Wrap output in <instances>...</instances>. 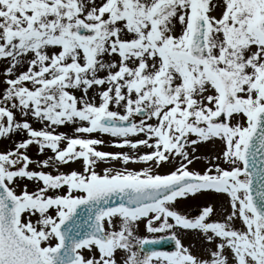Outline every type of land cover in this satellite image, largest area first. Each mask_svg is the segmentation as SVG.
Segmentation results:
<instances>
[{
  "label": "snow or ice",
  "instance_id": "6c2138e0",
  "mask_svg": "<svg viewBox=\"0 0 264 264\" xmlns=\"http://www.w3.org/2000/svg\"><path fill=\"white\" fill-rule=\"evenodd\" d=\"M0 264H264V0H0Z\"/></svg>",
  "mask_w": 264,
  "mask_h": 264
},
{
  "label": "rangeland",
  "instance_id": "374dc122",
  "mask_svg": "<svg viewBox=\"0 0 264 264\" xmlns=\"http://www.w3.org/2000/svg\"><path fill=\"white\" fill-rule=\"evenodd\" d=\"M107 139V138H106ZM106 150H110V151H123L124 149H119V148H114V147H108L106 148ZM136 167H141V165H135ZM117 167H119V165H117ZM134 167V168H136ZM187 203V204H185ZM205 203V201L203 200H199V199H192V198H188V199H184V200H180L179 201V205H183L181 207V209L186 210L190 215H197L199 213V209L200 207Z\"/></svg>",
  "mask_w": 264,
  "mask_h": 264
},
{
  "label": "flooded vegetation",
  "instance_id": "af4514ba",
  "mask_svg": "<svg viewBox=\"0 0 264 264\" xmlns=\"http://www.w3.org/2000/svg\"><path fill=\"white\" fill-rule=\"evenodd\" d=\"M127 150L128 149H124L123 151H127ZM206 163L207 162L205 160H201L200 163H198V164L194 163V165L190 166V168L194 166L197 170L203 171L205 166H206ZM130 167L134 168L136 166L135 165H130ZM136 168L138 169L139 167H136ZM161 171H166V170L162 169ZM182 200H184V199H182ZM185 204H187V203H185ZM185 204H183V205H185ZM183 205H179V207L181 208Z\"/></svg>",
  "mask_w": 264,
  "mask_h": 264
},
{
  "label": "water",
  "instance_id": "95a60500",
  "mask_svg": "<svg viewBox=\"0 0 264 264\" xmlns=\"http://www.w3.org/2000/svg\"><path fill=\"white\" fill-rule=\"evenodd\" d=\"M160 250H173V244L171 241L162 242L160 245L155 246Z\"/></svg>",
  "mask_w": 264,
  "mask_h": 264
}]
</instances>
